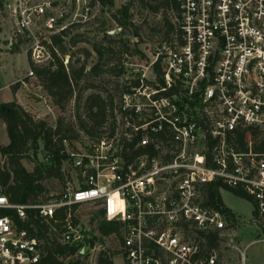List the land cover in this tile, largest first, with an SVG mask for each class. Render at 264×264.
I'll return each instance as SVG.
<instances>
[{
    "label": "built area",
    "instance_id": "built-area-1",
    "mask_svg": "<svg viewBox=\"0 0 264 264\" xmlns=\"http://www.w3.org/2000/svg\"><path fill=\"white\" fill-rule=\"evenodd\" d=\"M88 8L86 0H6L5 48L22 45L32 66L52 69L53 51L67 69L69 55L53 38L64 42ZM171 10L175 33L147 64L153 78L135 73L97 132L74 123L75 139L62 140V192L26 204L0 194V210L15 213L0 216V264H38L51 242L75 248L64 261L78 264L112 261L111 253L118 264H220V238L235 248L236 232L206 202L212 183L239 186L257 201L264 241V152L255 149L264 139V0H175ZM17 81L43 88L30 66ZM32 94L43 109L35 118L60 112L50 97ZM82 205L99 207L93 235L76 214ZM100 220L117 222L118 231L100 238ZM35 221L42 236L32 234Z\"/></svg>",
    "mask_w": 264,
    "mask_h": 264
},
{
    "label": "rangeland",
    "instance_id": "rangeland-1",
    "mask_svg": "<svg viewBox=\"0 0 264 264\" xmlns=\"http://www.w3.org/2000/svg\"><path fill=\"white\" fill-rule=\"evenodd\" d=\"M5 1L2 0V2ZM86 1L89 2V8L86 11L85 19L83 20L80 16L76 17L74 25L69 30V35L64 38L66 54L69 55L68 65L76 69L84 64L86 71H88L97 62V55L92 49L93 45L97 44L103 52L101 60L103 72L98 76L85 75L78 82L74 94V97L77 93L82 96L78 105L75 98L68 99L64 107L60 108V112L55 109V117L46 118L45 122L51 127L61 124L62 133L66 137H70L66 138L68 141H72L76 137L74 123L78 125V121L84 118V97L89 93L99 91L108 101L109 99L113 100L124 87V84L134 83L135 73L138 72L144 74L145 78L152 79L153 73L151 68H147V64L152 59L153 54L162 47L164 42L168 43L175 33V29L169 30V24H174L172 8L163 7L155 13L145 7L140 0H112V5H104L100 0L98 5L95 0ZM129 3L128 24L121 27L115 17L123 19L124 16L118 14L117 10ZM79 11L84 13L85 10L80 7ZM2 17H4V13L2 14L0 10V53L4 54V58L0 60V66H2L0 68V100L4 101L6 98V92L2 87L8 81L9 88H19V100L29 106L28 103H31V109L38 113L40 111L34 110L32 107L37 108L36 104L40 105V100L32 92L45 95L47 96L46 99H49L50 96L43 88L42 90L30 88L28 91L17 81L25 75L30 63L23 53L24 47L22 45L10 50L5 48L7 29L3 19H1ZM173 27L176 28L175 25ZM75 35H78V42L69 45V39ZM84 50L89 52L88 56L85 55ZM50 101V106H55L51 97ZM47 103L49 105L48 101ZM33 115L35 118V114ZM257 140L259 139L257 138ZM30 156V158L22 160L26 169H33L36 164L32 159V153ZM34 158L38 162H46L41 144ZM62 168L66 172L65 165ZM65 172H62V180L52 178L43 181L48 189L47 199L51 195L55 197L62 192L65 186ZM220 194L223 204L236 217V224L234 225L236 233L233 239L235 248L228 247V236L224 238L221 236L218 245L220 264H242L241 255L244 257V264H264V241L261 237L262 233L253 219L251 203L226 190H220ZM76 214L80 219L82 229L88 230L91 235L95 234L99 207L82 205ZM103 242L107 247L113 245L110 237L104 238ZM110 256L115 258L112 260V264L119 263V258L116 255L111 253Z\"/></svg>",
    "mask_w": 264,
    "mask_h": 264
},
{
    "label": "trees",
    "instance_id": "trees-1",
    "mask_svg": "<svg viewBox=\"0 0 264 264\" xmlns=\"http://www.w3.org/2000/svg\"><path fill=\"white\" fill-rule=\"evenodd\" d=\"M100 1L104 5H112V0ZM140 2L155 13L163 7L172 9L175 7V0H140ZM2 4L3 2L0 0V9L2 8ZM129 8L130 3L123 5L117 10L118 14L124 16L123 19L115 17L121 27H125L128 24L127 14ZM69 30L64 33L65 37L69 35ZM169 30H174L173 25L169 24ZM77 38L78 35L71 37L68 44L74 45L78 42ZM53 45L57 47L61 55L66 54V42L64 43L61 37H54ZM92 49L97 55V62L88 71H85L84 64H81L76 69L68 65L66 69L62 64V59L53 51L51 52V60L55 68L52 69L50 66L38 67L29 64L43 89L59 109L63 108L68 99L74 96L75 87L85 75L98 76L103 72L101 70L103 52L97 44H94ZM84 52L86 56L89 55L88 51L84 50ZM11 90L13 91L14 88ZM74 98L78 105L82 96L80 93H77ZM110 100L108 101L99 91L89 93L84 97L85 115L83 119L78 121L79 129L88 134L97 132L98 128L107 118L106 109L111 104ZM0 120L5 124L9 140L6 145L0 144V194H3L11 204L33 203L39 198L46 200L48 189L43 181L52 178L63 179L61 165L66 155L62 152V140L70 137H66L62 133L60 123L53 129L45 121L35 119L31 113L26 111L15 100L0 102ZM252 133L254 134V131ZM40 144L41 150L45 153V163L38 162L34 158ZM255 149L264 152V139L260 141ZM30 153H32V159H34L36 164L31 171H27L22 164V160L30 158ZM220 189L229 191L231 194L250 202L252 205V216L254 218L257 216V201L241 187L228 188L216 183L207 185L205 191L207 204L213 205L224 214L230 225L236 224V217L223 204ZM0 216L15 218V213L13 210L4 209L0 210ZM34 226L37 228V232H33L32 234L42 236L40 230L43 229V226L38 221H35ZM119 226L117 222L100 220L97 225L100 238L117 232ZM210 236V240L213 241L210 245L213 246L215 244V234ZM45 251V255L40 259L38 264H78V260L74 258L64 261L68 255H73L76 252V249L73 247L61 246L51 242L45 245ZM99 264H112V261L100 257Z\"/></svg>",
    "mask_w": 264,
    "mask_h": 264
},
{
    "label": "crops",
    "instance_id": "crops-1",
    "mask_svg": "<svg viewBox=\"0 0 264 264\" xmlns=\"http://www.w3.org/2000/svg\"><path fill=\"white\" fill-rule=\"evenodd\" d=\"M4 58V54L3 53H0V60ZM2 66H0L1 68ZM3 90L6 92V98L4 101H1L0 102H6V101H12V100H15L18 104H20L26 111H28L29 113H31L32 115L35 114L37 115V113H35V111H33L31 109V103H28L30 104L27 105L23 102H21L19 100V88H16V87H13L14 90L12 91L11 88H9V83L8 81L5 82L4 86L2 87ZM17 89V90H16ZM37 108H35L34 106L32 107L34 110H37V111H40L41 112V105H38L36 104ZM43 111V110H42ZM39 112V113H40ZM34 116V115H33ZM9 140H8V137H7V133H6V128H5V124L0 120V144L1 145H6L8 144ZM23 164V163H22ZM24 166V165H23ZM26 169V168H25ZM27 171H31L32 169H26Z\"/></svg>",
    "mask_w": 264,
    "mask_h": 264
}]
</instances>
